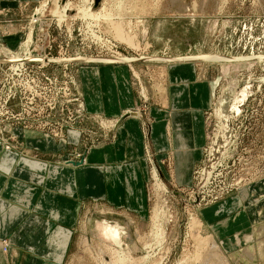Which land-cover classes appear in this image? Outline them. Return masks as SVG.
Wrapping results in <instances>:
<instances>
[{"label":"rangeland","instance_id":"obj_1","mask_svg":"<svg viewBox=\"0 0 264 264\" xmlns=\"http://www.w3.org/2000/svg\"><path fill=\"white\" fill-rule=\"evenodd\" d=\"M69 1L71 6L74 5L73 9L77 5H88L86 0ZM43 3H46V7L39 20L36 23L30 21L33 11ZM105 3L101 11L105 17L103 14L86 18L76 16L60 21L58 15L51 12L55 7L54 2L32 0L28 3V12L16 26L6 20L2 22L12 28L19 27L22 40L14 50L0 42V59L16 58L14 55L17 53L18 56L24 54L21 47L27 42L30 26L33 35L29 52L45 53L46 57L53 59L27 62V71L36 78L37 94L28 92L25 99L16 96L0 112V146L8 154H16L25 170H37L38 178L31 182L33 184L41 183L42 177L50 176L51 163L47 161L51 160L46 159L40 144L30 146L25 140L53 141L65 147L64 150L68 149L69 156L55 160V164L68 160L82 164L86 151L115 137L116 119L90 114L83 107L76 81L81 66L126 65L137 105L147 109L151 105L167 106L166 72L169 66L179 62H164L156 57L182 56L188 59L194 56H226L230 61H206L200 58L184 63H192L198 78L207 81L210 87V100L204 111L207 142L202 160L192 169L191 186H178L173 182L169 175L174 169L170 159H163L162 166L168 174L167 178H163L155 159L147 155L149 182L145 216L134 222L139 215L132 212L126 215L121 209H111L104 200L87 198L86 206L79 210L80 223L75 224L74 230L70 229L67 241L63 243V236L68 231L66 228L49 233V237L54 236L51 243L55 248L54 263L99 264L104 253L116 248L112 239L100 233L102 225L106 223L110 228L119 226L123 232V249L129 251L131 259L138 260L137 263L132 260L134 264H197V258L210 250V239H214L221 249L230 254L233 264H264V214H259V210L264 209V185L261 187L260 183L264 180V0H105ZM97 55L134 58L135 61H74L78 56ZM9 65L0 64V97L9 90L10 72H5ZM31 99L34 108H24L23 104ZM224 100L226 105L231 103V137L219 161L206 175L203 170L209 157L210 144L220 130L221 120L225 123L218 114L216 116V109L220 111ZM107 164L99 167H109ZM152 167L157 170L159 183L164 185L161 191L156 188ZM231 178L243 179L240 188L213 200V193L232 181ZM208 180H211L210 183H207ZM244 186L249 196L244 204L242 202L243 206L237 207L235 197ZM253 188L257 190L256 195L252 194ZM255 199L256 204L252 203ZM5 206L6 219L0 224L2 230L5 228V236L0 242L2 253L12 248L9 228L12 218L17 216V213H11L7 200ZM21 209L23 213L28 207ZM156 215H159L158 225H155ZM82 224L85 235L79 237L77 229ZM233 228H237L234 236L238 234L240 241L235 244L236 238H233L228 247L217 237ZM158 232L163 237L157 238ZM242 234L251 235V239L246 241ZM137 242H141V245ZM146 245L152 246L149 252L145 251ZM246 247L254 254L251 261L242 255V249ZM146 252L151 255L150 258L144 259L146 262L139 260V256Z\"/></svg>","mask_w":264,"mask_h":264},{"label":"crops","instance_id":"obj_2","mask_svg":"<svg viewBox=\"0 0 264 264\" xmlns=\"http://www.w3.org/2000/svg\"><path fill=\"white\" fill-rule=\"evenodd\" d=\"M29 1L32 0H0V42L13 50L22 40L21 29L2 22L16 26L28 12ZM184 63L175 62L166 72L167 106L151 105L147 109L137 105L126 65L81 66L76 81L83 107L90 114L116 119L115 137L86 151L82 164L73 160L55 164V160L69 156L68 149L53 141L25 140L30 146L40 144L46 159L51 160L47 161L51 163L50 176L44 175L41 183H31L38 178L37 170H25L16 154H8L0 146V224L6 219L5 200L11 213H17L9 228L13 245L3 253L0 250V264H55V248L51 244L54 236L49 237V233L66 228L63 243L67 241L70 229L80 223V207L86 206L89 197L104 200L123 214L139 215L131 219L134 222L140 220L148 207L149 154L163 178L168 174L162 162L168 158L174 168L169 174L173 182L191 186L192 169L202 160L207 142L204 111L208 108L210 87L198 78L192 63ZM131 111L137 114L125 115ZM105 163L109 167H99ZM21 207L28 209L22 213ZM4 229L0 227V242ZM236 229L217 238L230 247ZM77 231L79 237L84 236V224L78 225Z\"/></svg>","mask_w":264,"mask_h":264},{"label":"bare ground","instance_id":"obj_3","mask_svg":"<svg viewBox=\"0 0 264 264\" xmlns=\"http://www.w3.org/2000/svg\"><path fill=\"white\" fill-rule=\"evenodd\" d=\"M87 1V3H88V5L87 6H85V7H83V6H78L77 5V7H75L74 9H73V6H71L70 5V1L69 0H66L65 1V3H63V4H61V0H51V2H54L55 3V7H54V9L51 11L52 13H54V14H56V15H58V17H59V20L61 21L62 19H66V17H72V18H74V17H76V16H80V17H97L98 15H100L101 14V11L103 12V10H104V4H106L105 3V0H101V3H100V5H99V7L98 8H93V0H86ZM111 1V0H110ZM85 2V1H84ZM83 4V3H82ZM85 5V4H84ZM170 6V5H169ZM45 7H46V3H43L42 5H41V7L40 8H37L35 11H33L34 13L31 15V20L30 21H32V22H37L38 20H39V15L44 11V9H45ZM210 7V6H209ZM208 8V7H207ZM198 9V8H197ZM71 11H74V14H71ZM71 14V15H70ZM103 14V13H102ZM101 14V15H102ZM104 15V14H103ZM108 15V14H107ZM54 16V15H53ZM104 17H105V15H104ZM107 19V18H106ZM32 28H30L29 29V31H28V33H27V42H26V44L23 46V47H21L22 48V50L24 51L23 53V55H20V56H18L17 54H15L14 56H16V58H8V59H11V60H15V61H13V62H10V65H14L16 62H19V61H22L23 59H27V58H29V57H33V58H37V59H33V60H31V61H37V60H39V61H41V60H45V59H48V60H53V59H50L51 57H46L45 56V53H41V54H38V53H36V54H32L31 52H29V47L31 46L30 44H29V42L31 43V40H32ZM43 32V31H42ZM45 40V39H44ZM44 46V45H43ZM42 49V48H41ZM43 50V49H42ZM1 51V50H0ZM28 51V52H27ZM38 51V50H37ZM40 51V50H39ZM22 53V52H21ZM21 56H24V57H21ZM20 57V58H19ZM182 57V56H181ZM179 58V57H177V58H162V57H156V58H158V59H161V60H163L164 62H167V61H169V60H172V61H184V62H186V61H196L197 59H203V60H206V61H230V58H228V57H226V56H194V57H191V58H188V59H185V57L184 58ZM7 58V57H6ZM234 58V57H233ZM249 59V58H248ZM58 60H66V59H63V58H59ZM96 60V62H107V63H112V62H115V63H130V62H133V61H135V59L134 58H125V57H121V56H119V57H115L114 55H110V56H102V55H97V56H87V57H75L74 58V61H95ZM234 60H236V58L234 59ZM260 60V59H259ZM73 62V61H72ZM69 63V62H68ZM76 63V62H75ZM256 81V80H255ZM264 81V80H263ZM251 82V81H250ZM259 82V81H258ZM262 82V81H261ZM247 84V83H246ZM160 90V89H159ZM164 90V89H163ZM145 97V96H144ZM230 108H231V103L229 104H227L226 105V103H225V100H224V102H223V104H222V102H221V106H220V111H219V109L217 108L216 109V116H217V114L225 121V123H223V121L221 120V125L219 126V131L215 134V136H213V142L210 144V150H209V156H210V159H209V164H210V169H211V167L215 164V163H217L218 161H219V159H220V157H221V154H223V152L225 151V148H226V146H225V144H226V142L227 141H229V136H230V133H231V124L229 123V119H231L232 118V114L230 115ZM132 112V111H131ZM215 113V112H214ZM135 114H137L136 112H135ZM125 115H132L130 112H128V113H126ZM215 115V114H214ZM116 123V122H115ZM220 133V134H219ZM217 134H219L218 136H217ZM216 136H217V138H216ZM231 137V136H230ZM227 145H228V143H227ZM215 155V157H213ZM80 162V161H79ZM83 162V161H82ZM78 163V162H77ZM81 163V162H80ZM220 163H218L217 165H219ZM216 165V164H215ZM209 168V166L207 167V168H204V170H203V173L205 174L206 173V175L208 174L207 172H209V170H207ZM152 175H153V177H154V180H155V184H156V188L158 189V190H160L161 191V189H164V185H162L161 183H159V181H158V173H157V170L154 168V167H152ZM203 174V175H204ZM260 183H262V185H261V187H263V185H264V180L263 181H260ZM202 184V183H201ZM246 186H244V187H242L241 188V191L239 192V194L238 195H236V197L235 198H237L236 199V201H235V203H236V206L237 207H240V206H243V205H241L242 204V202H243V204L245 203V201H246V198H248V196H249V194L247 193H245V191H244V188H245ZM256 187H259L258 185H256ZM240 188V187H239ZM256 192H257V190H255L254 188L252 189V194L253 195H256ZM253 198V197H252ZM229 199V198H228ZM257 200H258V198H257ZM234 203V204H235ZM252 203H254V204H256L257 202H256V199L254 200V201H252ZM233 204V203H232ZM261 208V207H260ZM242 211V210H241ZM264 212V209H260L259 210V214H262ZM155 213V212H154ZM159 216V215H158ZM158 216L156 215V219H157V221L155 222V225H158V224H160L159 222H158ZM155 217V216H154ZM191 218V217H190ZM196 219V218H195ZM192 220V219H191ZM154 221V220H153ZM158 222V223H157ZM191 222V221H190ZM195 222H197V220L195 221ZM191 223H193V221L191 222ZM198 223H199V221H198ZM153 224V223H152ZM162 225V224H161ZM198 225V224H197ZM199 225H201V223H199ZM189 226V225H188ZM202 226V225H201ZM160 227V226H159ZM157 228V227H156ZM161 228V227H160ZM160 228H159V231H160ZM195 228V227H194ZM193 227H192V229H194ZM151 229V228H150ZM198 229V228H197ZM196 229V230H197ZM155 230H157V229H155ZM195 230V231H196ZM246 230V229H245ZM259 230V229H258ZM151 231V230H150ZM154 231V230H153ZM158 231V230H157ZM253 231V230H252ZM101 234H103L104 235V237L106 236V237H108V238H110V239H112L113 241H114V245L116 246V248H113L112 250H110V252H108L107 254H103L102 256H101V259H100V263L99 264H125V263H128V262H133L134 260L136 261V258L134 259H131L130 258V256H129V251L128 250H125V249H123V247H122V241H121V235L123 234V232L119 229V228H110V227H108L107 225H104L103 226V228H102V230H101ZM152 232V231H151ZM151 232H149V233H151ZM162 233H163V231H161ZM198 232H200V231H198ZM156 233V232H155ZM160 232H158L157 233V238H158V234H159ZM126 234H127V232H126ZM147 235V234H146ZM163 234H161V236H162ZM242 235H244V239L246 240V241H248V240H250L251 238H250V236L251 235H247V234H242ZM138 236V235H137ZM150 236V235H149ZM151 236H153V234L151 235ZM161 236H159L160 238H161ZM194 236V235H193ZM126 237H128V236H126ZM139 238H140V236H138ZM137 237V238H138ZM144 237V236H143ZM163 237V236H162ZM195 237V236H194ZM208 237H211V235L209 236L208 235ZM235 238H236V242H235V244H239V238H238V234L236 235V236H234ZM243 237V236H242ZM258 237H260V236H258ZM129 238V237H128ZM133 238V237H132ZM137 238H136V240H137ZM146 238V237H145ZM159 238V239H160ZM212 238V237H211ZM253 238V237H252ZM257 238V237H256ZM130 239V238H129ZM259 239H261V238H259ZM139 240V239H138ZM137 240V241H138ZM153 240H155L154 238H153ZM161 240V239H160ZM159 240V241H160ZM211 241H209L208 240V242H210V244H211V248H210V250H207V252L205 253V254H203V256L202 255H200L198 258H197V261H198V263L197 264H233V259H232V257L230 256V254L229 253H226L223 249H221V247H220V245H218L216 242H215V240L214 239H210ZM202 241V240H201ZM142 242V241H141ZM140 242V243H141ZM145 242V241H144ZM147 242V241H146ZM155 242V241H154ZM157 242V241H156ZM221 242V241H220ZM133 243V242H132ZM137 243H139V242H137ZM139 243V244H140ZM161 243H163V242H161ZM264 243V242H263ZM145 244V243H144ZM151 244V243H150ZM222 244V243H221ZM108 245V244H107ZM141 245V244H140ZM152 245H153V243H152ZM156 246H158L159 245V243H158V245L157 244H155ZM196 245V244H195ZM203 245V244H202ZM259 245V244H258ZM264 245V244H263ZM99 246V245H98ZM97 246V247H98ZM151 246V245H150ZM150 246H148V245H146L145 246V251H148L149 252V247ZM156 246L154 247V248H156ZM161 246V245H160ZM105 246H103V248H104ZM126 247V246H125ZM124 247V248H125ZM142 247H143V245H142ZM202 247V246H201ZM201 247H200V251H201ZM109 248H110V245H109ZM108 248V249H109ZM112 248V247H111ZM151 248H152V246H151ZM256 248V247H255ZM97 249V248H96ZM158 249V248H157ZM157 249H156V251H157ZM160 249V248H159ZM261 249V248H260ZM101 250V249H100ZM103 251V250H102ZM143 251V250H142ZM104 252H106V251H104ZM253 252L255 253V251L253 250ZM102 253V252H101ZM155 253V252H154ZM201 253V252H200ZM260 253V252H259ZM96 255H98V254H96ZM140 255H142V254H140ZM155 255V254H154ZM242 255H243V257H244V259H247V261L248 260H250L251 261V259H253V257H254V254L246 247V248H243L242 249ZM149 256H151L149 253H147L146 252V254H144V255H142V256H139L140 257V259L139 260H144V259H147ZM153 256V255H152ZM96 258V257H95ZM150 258V257H149ZM138 259V258H137ZM180 259H182V258H180ZM199 259V260H198ZM133 260V261H132ZM150 260V259H149ZM183 260V259H182ZM184 260H186V259H184ZM138 261V260H137ZM137 261H136V263H137ZM145 261V260H144ZM161 261V260H160ZM140 262V261H139ZM138 262V263H139ZM146 262V261H145ZM98 263V262H97ZM135 263V264H136ZM141 263V262H140ZM159 263V262H158ZM180 263V262H179ZM182 263V262H181ZM192 263V262H191ZM133 264H134V262H133ZM142 264V263H141ZM143 264H145L144 262H143ZM161 264V263H160ZM193 264H195V263H193Z\"/></svg>","mask_w":264,"mask_h":264},{"label":"built area","instance_id":"obj_4","mask_svg":"<svg viewBox=\"0 0 264 264\" xmlns=\"http://www.w3.org/2000/svg\"><path fill=\"white\" fill-rule=\"evenodd\" d=\"M48 60V59H45ZM27 62H32L31 60H22L19 62H16L14 65H9L7 67V71L10 72V76L8 80L10 82L9 90L6 91L1 97H0V112H3L4 109L7 108V104L11 99H14L16 96H19L22 99L26 98L27 93H31L36 95V78L31 75L27 69L29 65ZM45 63V62H44ZM43 63V65H44ZM30 66H32L30 64ZM6 75V73H5ZM24 108L27 109H33V101L29 103L23 104ZM232 181L226 182L225 185L221 188H219L215 193H213V200H218L219 198L223 197L225 194H227L232 189L239 188L241 184L243 183V179L240 178H231ZM211 180H208L207 183H210ZM206 183V184H207ZM224 184V183H223ZM214 187V185L212 186Z\"/></svg>","mask_w":264,"mask_h":264},{"label":"water","instance_id":"obj_5","mask_svg":"<svg viewBox=\"0 0 264 264\" xmlns=\"http://www.w3.org/2000/svg\"><path fill=\"white\" fill-rule=\"evenodd\" d=\"M65 1L66 0H61V4L65 3ZM100 3H101V0H93V8H98L99 5H100ZM30 28H32V26H30ZM33 59H37V58L29 57V58L23 59V60H33ZM13 61H15V60H11V59H0V64H6V63L13 62ZM130 113L132 115L135 114V112H130ZM213 157H215V155ZM209 159H210V156L208 157L207 162L205 163V167H204V168H207L209 166V168L207 170L210 169Z\"/></svg>","mask_w":264,"mask_h":264}]
</instances>
